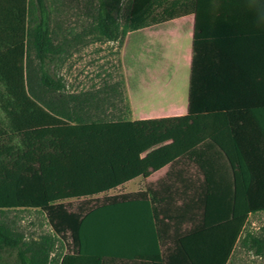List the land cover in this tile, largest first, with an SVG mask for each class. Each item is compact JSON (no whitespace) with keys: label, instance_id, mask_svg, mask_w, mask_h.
<instances>
[{"label":"trees","instance_id":"16d2710c","mask_svg":"<svg viewBox=\"0 0 264 264\" xmlns=\"http://www.w3.org/2000/svg\"><path fill=\"white\" fill-rule=\"evenodd\" d=\"M98 3L94 37L110 42L144 29L167 4V13L169 5L189 8L183 0H131L121 28L122 0ZM194 4L187 116L132 122L96 118L94 94H61L65 85L51 73L61 49L52 40L46 0H0V109L8 129L0 130V143H20L0 146V264L230 262L249 218L264 213V41L238 40V30L248 27L232 25L230 0ZM184 157L195 159L209 186L206 214L219 217L177 238L164 255L151 203L118 198L85 214L63 206L115 191ZM216 160L230 166L233 180L219 195ZM24 212L43 215L53 234L25 242L3 220ZM57 241L64 254L53 260ZM243 243L264 256V239L248 234Z\"/></svg>","mask_w":264,"mask_h":264},{"label":"rangeland","instance_id":"374dc122","mask_svg":"<svg viewBox=\"0 0 264 264\" xmlns=\"http://www.w3.org/2000/svg\"><path fill=\"white\" fill-rule=\"evenodd\" d=\"M184 1L189 6L188 11H181L178 8L173 10L169 5L168 10L170 12L167 13V4L166 7L155 11L144 29L126 37H121L117 42H110L98 41L94 37L95 18L99 8L98 0H46L47 7L51 13L52 40L54 46L61 49L57 62L51 66V73L61 79L65 85L61 94L65 96H78L80 94L92 96L94 94L97 96L100 108L97 113H95L94 109L90 113L96 115V118L104 121H131V108L132 105H135L136 93L139 87H143V90L148 87L142 73L145 71L146 66H150L151 62L158 59L161 54V51H158L161 46L158 43V38L148 37L152 35V30L165 28L176 19L185 17L192 12L196 13L194 1ZM130 9L131 0H122L121 10L118 15L121 28H124L128 23ZM152 40L157 48L154 47ZM142 43L145 45L144 49H148V51L144 50L143 55L140 54L138 47ZM151 46L153 50L155 49L153 52H150L149 47ZM153 53L154 60L152 58ZM175 57H172L170 61L175 66V74L172 77L173 89L174 87L175 89L176 87L177 89L181 87L186 90V84L187 89L190 86L185 80L187 75L185 63L183 59L177 60L178 56L175 55ZM33 66L35 71L38 72V63L35 62ZM162 85V82H158L155 88H162ZM156 94L162 96L164 93L162 90H158L155 96H157ZM176 94H179V92ZM158 102L163 103L162 101ZM5 118L0 109L1 131H8L5 125ZM0 146L18 148L20 143L18 139L11 138V140L1 142ZM9 162L11 161L9 160ZM124 187L92 199L63 202V206L69 212L85 214L90 209L109 203L112 199H135L136 195L131 193L135 191V188L125 189ZM193 205L198 211L200 204ZM190 206H192L190 202L180 205L178 203H169L161 204L160 208L168 215H181ZM3 220L12 230L22 236L25 242L40 241L43 237L53 234L46 218L37 212L11 213ZM180 229H178L175 238L184 235V228L181 231ZM248 234L264 239V213L249 218L241 240L238 242L228 264H264V256H256L244 245V238ZM61 254L64 253L60 248V243L57 241L51 258L53 260L60 259Z\"/></svg>","mask_w":264,"mask_h":264},{"label":"crops","instance_id":"0c3cea01","mask_svg":"<svg viewBox=\"0 0 264 264\" xmlns=\"http://www.w3.org/2000/svg\"><path fill=\"white\" fill-rule=\"evenodd\" d=\"M190 2V0H187ZM195 0H191L193 2ZM232 25L237 28L248 27L247 33L240 30L237 32L238 40L257 44L264 41V0H230ZM219 8V5L217 6ZM197 25L196 13L192 12L185 17L174 20L165 28L152 30V35L148 38H158L161 44L158 51H161L158 59L151 65H147L142 73L143 79L147 82V89L139 87L135 96V105L131 108V121H154L170 119L174 117H184L188 114L189 88L186 90L174 87L172 77L175 74V66L170 62L173 58L183 59L186 68L185 80L190 86L191 65L193 60V42ZM155 34V36H154ZM154 47L155 42L152 40ZM140 54H144L145 45L139 44ZM148 47V46H146ZM153 52V47H149ZM157 48V47H156ZM145 51H148L146 49ZM256 53V50H252ZM150 75V76H149ZM163 75V78H162ZM166 76V77H165ZM150 77V78H148ZM152 77V78H151ZM158 82H162V88L156 87ZM158 88V89H157ZM154 89V90H153ZM158 90L164 93L162 96H155ZM179 92V94H176ZM162 101L163 103H159ZM248 121H252L250 118ZM216 178L214 185L218 188L225 187L228 192L233 184L232 172L230 166L225 162H215ZM135 188L136 202L151 203V209L155 215L156 231L162 236L161 249L163 255L166 251L173 250L175 247V236L178 229L184 228V235L195 229L201 223L211 219H217L219 216L206 214V204L210 197L209 186L201 173L200 166L192 157H184L179 161L172 163L159 171L152 172L147 178H138L125 185V189ZM128 195V194H127ZM190 202L192 206L181 215H171L162 211L161 204ZM219 204V196L217 198ZM193 204H200L198 211ZM203 209L201 211L200 209ZM187 207V206H186ZM146 208L143 207V210ZM195 209V210H193ZM206 211V212H205ZM178 227V228H177ZM180 229V231H181ZM188 230V231H187ZM144 234L145 230L142 229ZM175 240V241H174ZM171 244V246H170ZM171 247V248H170ZM142 248H146L142 245ZM104 264H148L144 260H107Z\"/></svg>","mask_w":264,"mask_h":264}]
</instances>
